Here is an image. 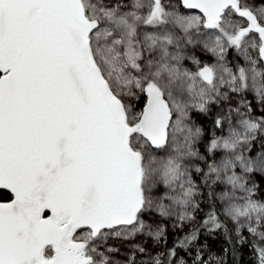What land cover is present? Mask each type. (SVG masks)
Segmentation results:
<instances>
[{
  "label": "snow or ice",
  "instance_id": "snow-or-ice-1",
  "mask_svg": "<svg viewBox=\"0 0 264 264\" xmlns=\"http://www.w3.org/2000/svg\"><path fill=\"white\" fill-rule=\"evenodd\" d=\"M204 233L264 264V0H0V264H227Z\"/></svg>",
  "mask_w": 264,
  "mask_h": 264
},
{
  "label": "rangeland",
  "instance_id": "rangeland-1",
  "mask_svg": "<svg viewBox=\"0 0 264 264\" xmlns=\"http://www.w3.org/2000/svg\"><path fill=\"white\" fill-rule=\"evenodd\" d=\"M220 236L223 235L222 233H218V235L209 236L207 233H204L201 236V242H204L208 245V247L211 249L212 255L214 256H226L227 254L224 252V249L226 248L224 243L220 241ZM171 235L169 237V242H171ZM249 251V250H248ZM251 256L250 252L246 255L244 264H250Z\"/></svg>",
  "mask_w": 264,
  "mask_h": 264
},
{
  "label": "trees",
  "instance_id": "trees-1",
  "mask_svg": "<svg viewBox=\"0 0 264 264\" xmlns=\"http://www.w3.org/2000/svg\"><path fill=\"white\" fill-rule=\"evenodd\" d=\"M206 210L207 209L205 208V211ZM216 235H218V233ZM219 239H220V241H222L224 243L226 248H230V245L226 241L224 235L220 236V234H219ZM248 252L249 251L247 248L239 247L237 257L235 260L233 259V257L230 254H227V264H244V261H245V258H246V255L248 254Z\"/></svg>",
  "mask_w": 264,
  "mask_h": 264
}]
</instances>
